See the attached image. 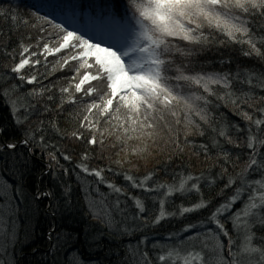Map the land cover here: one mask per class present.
<instances>
[{
  "label": "snow or ice",
  "instance_id": "obj_1",
  "mask_svg": "<svg viewBox=\"0 0 264 264\" xmlns=\"http://www.w3.org/2000/svg\"><path fill=\"white\" fill-rule=\"evenodd\" d=\"M0 19L7 20L16 31L22 25L36 32L35 37L31 32L18 37L16 52L9 47L12 28L8 32L0 29V52L12 61L10 67L4 65L0 75V94L9 101L15 123L28 125L19 142L0 143V153L14 151L22 144L30 153L46 152L49 172L54 163L67 174L60 159L71 161L72 156L46 140L45 120L30 123L34 113L66 114L68 123L74 125L70 131L62 130L55 117L47 124L63 139L83 146L76 165L80 172L95 177L97 185L104 184L117 194L110 206L90 201V210L99 209L92 211L93 218L99 219L102 211L111 224L112 210L125 215L121 204L130 199L138 210L133 220L148 221L143 215L149 211L145 199L130 195L108 180L105 172L122 175L130 188L149 194L147 198L155 201L160 197L153 225L177 213L183 217L201 210L210 212L207 222L215 224V231L202 230L203 220L188 223L183 228L186 235H169L168 239L176 243L152 245L157 250L155 257L149 255L145 236L140 242L144 247L134 250L138 253L136 264H153V259L156 264H264V237L254 242V229L264 228V95L257 96L253 90L257 86L254 78L264 90V74L197 70L189 59L194 52L214 47L247 45L244 56L264 60V0H126L123 14L101 13L84 25L71 18L57 21L38 11L23 16L11 7L0 8ZM13 76L16 83L11 82ZM23 84L32 87L21 95ZM229 105L244 121L243 127L234 123L214 126L211 109ZM202 125L212 128L216 136L210 145H199L197 155L203 153L207 159L210 148L215 150L212 167L219 168L217 173L188 174L172 183L153 181L151 185L148 182L155 172L142 178L130 174L137 165L128 156L146 158L149 149L155 147L159 152L167 150L170 163L173 152L182 156L185 147L194 143L189 136L204 135ZM6 133L7 129L0 126V136ZM109 150L118 158L112 160L106 155ZM121 153L125 158H119ZM90 159H108L111 163L90 169ZM125 164L131 167L118 171ZM254 173H259V178H253ZM202 180L206 189L222 182L216 196L224 197L228 189L231 194L212 206V194L205 198ZM0 190L7 195L8 185H0ZM95 190L99 192V187ZM70 192L65 186L66 205L70 204ZM193 192L198 195L197 202L181 204L177 211L165 210L168 197ZM35 198L59 199L52 190L38 191ZM18 210L19 205L9 206L8 213L14 216ZM222 219L232 223L235 240ZM48 239L53 247L60 246V237H54L52 231ZM15 240L13 231L8 241Z\"/></svg>",
  "mask_w": 264,
  "mask_h": 264
},
{
  "label": "trees",
  "instance_id": "obj_2",
  "mask_svg": "<svg viewBox=\"0 0 264 264\" xmlns=\"http://www.w3.org/2000/svg\"><path fill=\"white\" fill-rule=\"evenodd\" d=\"M126 0H0V8L11 7L14 11H19L23 16L30 13L39 12V14H49L54 16L57 21L68 19L71 14L73 19L80 25L95 18L101 13L109 11L123 14L125 11ZM19 31H16L12 24L7 20L0 19V29L8 32L12 28V39L9 44L10 48L19 51L17 38L28 32L35 37V30L25 28L19 25ZM247 50V45H229L228 47L212 48L194 52L189 58L192 67L197 70L202 68L204 71H227L236 73L240 71L242 76H247L249 72L257 76L264 74V60L258 57L244 56L243 51ZM178 63L180 62L177 57ZM49 60H54L49 57ZM230 60L231 63H223ZM9 67L11 60L4 57L0 52V75L5 71L4 65ZM248 70V71H245ZM10 76L12 74H9ZM56 75H62L57 72ZM12 83H16L13 76ZM65 83V81H61ZM253 83L257 85L253 90L257 96L264 95V90L258 87V81L254 78ZM32 86L23 84L19 89L21 95H24ZM248 90L247 85H242ZM2 93V89H0ZM39 108V105L37 106ZM65 107H68L65 105ZM215 118V125L221 124H240L242 127L244 121L234 115L229 105L228 107H214L211 109ZM55 117L62 130H71L74 126L67 121V115L57 116L56 113L39 115L34 113L30 118V123L35 124L38 119L45 120L46 140L56 145L61 151L72 156L71 161L60 159V164L68 169L64 174L53 163L52 172L48 171L49 163L46 152L42 153L35 150L34 154L27 151L24 145L19 144L16 150H5L0 153V185H8L7 195L0 190V264H136L138 253L134 250L139 246L143 237H147V250L149 255L155 257L157 250L152 245L170 244L172 240L167 237L183 232V228L188 223H198L203 220L202 230L212 228L213 225L207 222L210 215L208 210H201L195 213L185 214L181 217L178 213L175 217H169L162 220L159 224L151 223L152 217L158 214L159 206L156 200L147 198L149 194L142 193L139 189H132L129 182L122 175H113L105 172L108 180L114 182L117 186L125 188L130 195L139 196L145 199L149 209L144 213L148 217L147 223L140 220H133L138 210L135 208L132 200L128 199L126 203L121 204V208L126 209V214L121 215L118 211L112 210V223L106 222L103 212H100V218H93L92 211L99 209H89L90 201H97L106 206L113 204L117 194L104 184L97 185L96 178L80 172L76 167L80 159V153L83 146H78L74 141L63 139L58 135L50 125L48 119ZM0 126L7 129L6 135L0 136V143L19 142L24 135L25 128L28 125L18 126L11 112L9 101L0 94ZM204 135L193 134L189 140L193 141L192 145L185 147L182 156L172 153V160L167 162V150L159 152L155 147L149 149L150 154L146 158L138 156H128L133 164L137 167L132 168L130 174L142 178L149 172H155L152 180L159 183H172L184 175H206L211 172L213 175L219 171V168L212 167L216 163L215 150L210 148V155L206 159L203 153L197 155L200 151L199 145L211 144L216 133L212 128L202 125ZM130 143L135 144V141ZM59 155V153H57ZM111 156L112 160L117 159L112 150L106 153ZM119 158H125L121 153ZM89 168L105 167L111 163L110 160L90 159L87 161ZM116 167V165H112ZM131 165L125 164L123 171L130 168ZM231 172V168H229ZM56 173V175H53ZM79 174V175H78ZM253 178H259V173H254ZM205 181H201V187L204 196L207 199L209 193L212 194V206L220 202L224 197L231 194V189L224 192V197L216 196L215 193L222 187V182H217L211 189L204 188ZM65 186L70 187V204L66 205L63 198ZM99 187V192L95 189ZM52 190L59 199H36L38 191ZM122 201L125 197L121 196ZM198 201V195L193 192L180 196L174 194L165 201V210L167 212L177 211L179 205H190ZM55 206L50 209L49 205ZM19 205V210L15 215H9L8 208ZM211 207V206H210ZM239 207V204H237ZM55 213V214H53ZM225 227L236 239L233 232L232 223L223 220ZM128 228L127 233L124 229ZM54 230V231H53ZM16 232L14 243L8 241L11 232ZM53 236L60 237V246L55 248L48 239L49 232ZM215 231V229H214ZM255 243H259L260 237H264V228H255ZM220 239L227 244V239L223 236ZM225 255L227 253L225 252ZM153 264H156L153 259Z\"/></svg>",
  "mask_w": 264,
  "mask_h": 264
},
{
  "label": "rangeland",
  "instance_id": "obj_3",
  "mask_svg": "<svg viewBox=\"0 0 264 264\" xmlns=\"http://www.w3.org/2000/svg\"><path fill=\"white\" fill-rule=\"evenodd\" d=\"M68 18H71V14H69L68 15ZM106 42H111V41H106ZM211 225H214L211 229L214 231V229L216 228V226H215V224L214 223H212ZM183 232H180V233H178V234H182ZM178 234H175V235H173V236H176V235H178ZM183 234H185L186 235V233H183ZM169 237V236H168ZM167 237V238H168ZM177 241H174V240H172L171 242H170V244H173V243H176Z\"/></svg>",
  "mask_w": 264,
  "mask_h": 264
},
{
  "label": "bare ground",
  "instance_id": "obj_4",
  "mask_svg": "<svg viewBox=\"0 0 264 264\" xmlns=\"http://www.w3.org/2000/svg\"><path fill=\"white\" fill-rule=\"evenodd\" d=\"M214 226V225H213ZM179 235V234H178Z\"/></svg>",
  "mask_w": 264,
  "mask_h": 264
}]
</instances>
